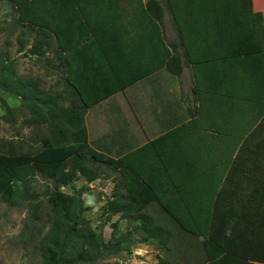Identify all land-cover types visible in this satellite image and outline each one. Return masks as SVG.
Returning a JSON list of instances; mask_svg holds the SVG:
<instances>
[{
  "label": "trees",
  "instance_id": "trees-1",
  "mask_svg": "<svg viewBox=\"0 0 264 264\" xmlns=\"http://www.w3.org/2000/svg\"><path fill=\"white\" fill-rule=\"evenodd\" d=\"M0 2L11 5L13 24L21 28L19 51L27 48L60 73L46 88L20 74L15 59L0 52V89L22 100L29 122L50 130L35 150L0 151V195L28 200L36 219L42 208L36 172L54 179L53 189L45 191L52 218L37 264H93L137 242L167 249L172 230L146 211L154 201L181 231L200 238L205 264H264V12L255 10L254 0ZM166 8L179 36L169 44ZM107 36L154 37L159 50L143 52L127 39L107 46ZM186 64L193 102L185 121L117 158L91 146L87 110L145 77L140 72L129 77L134 67L145 75L166 68L180 77ZM1 101L12 120L14 108ZM113 173L117 178L101 225L119 214L131 226L124 231L119 220L112 222L106 240L84 215L87 186L79 194L61 189L78 178L91 183Z\"/></svg>",
  "mask_w": 264,
  "mask_h": 264
},
{
  "label": "rangeland",
  "instance_id": "rangeland-1",
  "mask_svg": "<svg viewBox=\"0 0 264 264\" xmlns=\"http://www.w3.org/2000/svg\"><path fill=\"white\" fill-rule=\"evenodd\" d=\"M254 8L257 11L264 12V0H254ZM12 7L6 2H0V52L6 51L17 64V71L25 76H31L38 79L41 84L49 88L55 85L59 74L55 70H49L45 63L36 56H31L27 48L22 52L19 51V43L17 37L21 28L15 27L13 24ZM264 16V13H263ZM264 23V22H263ZM165 32L167 36L178 38L177 29L170 19L169 11L165 13ZM264 36V24H262L261 38ZM259 40V41H260ZM262 44V40L260 42ZM187 68V67H186ZM55 73V75H54ZM169 75L166 71L158 75V79L165 78ZM177 76L170 77L172 86L178 79ZM180 84L177 82L175 87L176 99H180L179 113H185L188 116L187 108L193 102L192 85L193 77L189 68L182 76L179 77ZM156 86L158 84H155ZM180 85V86H178ZM62 86V85H61ZM148 86H134L131 91L138 95L145 93ZM173 90V88H171ZM161 91V89H160ZM164 96L161 95L160 99ZM131 101L133 97L130 95ZM147 101L144 94L139 97ZM1 99L14 108L13 118L8 120L5 117V109L2 106ZM133 100V101H134ZM159 103V102H158ZM104 107L99 110L102 111ZM127 106L126 109H128ZM97 109H94V111ZM93 111V112H94ZM30 112L18 97L11 95L9 92L0 89V151L5 152L9 148L18 151H31L41 147V140L45 136L50 135L49 128L44 125H37L29 122ZM107 174L106 172L104 173ZM115 173L110 177L100 178L94 182H87L84 178H78L69 186L61 189L62 193H77L83 186H87V190L83 194L84 199V215L91 220L92 225L97 230H103L106 240L112 235L111 223L120 221V229H130V221L121 215H114L111 221L102 227V213L107 200L112 197L114 190ZM37 192H40L38 199L42 201L40 209V218L36 219L32 213L31 204L28 200H16L14 202L7 201L0 195V261L2 264H37L41 259V251L39 247L40 239L48 231L51 224L52 209L48 201V193L46 190H52L54 179L36 172L33 182ZM147 212L152 215L155 220L172 230L173 237L166 249L155 242H137L130 246L129 249L122 250L117 254L110 255L104 259L97 260L93 264H159L161 259H167L168 264H205V253L199 237L186 234L181 231L177 223L165 211H163L157 201L151 203ZM135 237H137L135 235ZM89 264V263H79Z\"/></svg>",
  "mask_w": 264,
  "mask_h": 264
},
{
  "label": "crops",
  "instance_id": "crops-1",
  "mask_svg": "<svg viewBox=\"0 0 264 264\" xmlns=\"http://www.w3.org/2000/svg\"><path fill=\"white\" fill-rule=\"evenodd\" d=\"M143 1L145 2L147 0ZM166 11L169 10L166 8ZM126 13L127 15H129L127 18L131 20L133 11L131 9H128V12ZM170 19H172L171 13ZM110 20L113 19L110 18ZM121 21H119V23ZM164 24L165 17L163 22V29L167 43L169 44L171 41H178L179 37L171 39L169 36H167ZM133 27H135V25H133ZM133 30L135 29H131V31ZM153 38L149 36H107L106 41L108 42L107 46L108 44H110V46H113V42L117 40L120 41V39L131 40L130 42H133L135 40V44L138 45L137 48H142L141 51L154 52L155 50H159V45L157 44V48L155 47L156 44L154 43V41L156 39L154 38L153 40ZM128 43L120 44L126 46ZM178 50L181 51V47H179ZM100 60L99 70L104 67V60ZM188 68L191 72L190 66L186 64L184 66L183 73L188 70ZM143 71L144 70H141V67L139 65L134 67L132 69V72H130L129 77L132 74L134 75V73L138 72H140L138 74L140 77H145H142L138 81L127 86L125 89L96 103L93 107H90L87 110L85 121L89 132L91 146L95 149L103 151L117 158L129 152L137 150L139 147L160 137L165 132L169 131L172 127L180 124L187 119L185 113L178 112L180 99L177 100L178 98L176 99V96H174L176 95V89L174 86L177 82L180 84L179 77H176L178 81L176 80L174 86H172L170 77L175 75H172L169 71H167L166 68H162L150 75H145V73H142ZM165 71L169 75H164L165 78L161 80L158 79V75L161 73L164 74ZM86 72H88L90 77V70H87ZM105 72L106 70L103 71V75ZM91 74L93 73L91 72ZM129 77L125 74L122 75L123 79H129ZM155 84L158 85L156 86ZM145 85L149 87H147L148 89L144 93L147 97V101L140 98H136L134 100V97H139L140 95H142L143 97L144 95L143 93L138 95L136 92L130 93L134 100L131 101L128 92L131 91L134 86L143 87ZM171 88H173V90ZM161 95L164 96L162 98V101L159 100ZM127 106H129L128 109H126ZM101 107H104L102 111L99 110ZM94 109L97 110L94 111ZM115 177L117 178V175H115ZM121 193H124L123 189L121 190ZM157 204L159 205L158 202ZM159 207L163 211H165L160 205Z\"/></svg>",
  "mask_w": 264,
  "mask_h": 264
}]
</instances>
